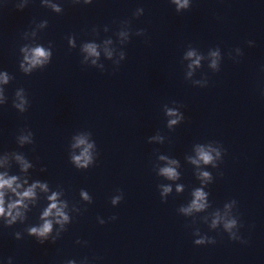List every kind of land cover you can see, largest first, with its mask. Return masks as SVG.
Returning <instances> with one entry per match:
<instances>
[{
	"label": "clouds",
	"instance_id": "clouds-1",
	"mask_svg": "<svg viewBox=\"0 0 264 264\" xmlns=\"http://www.w3.org/2000/svg\"><path fill=\"white\" fill-rule=\"evenodd\" d=\"M174 2L178 5V8H186L188 6V0H183V3L180 2V0H174ZM90 55H98V53L96 52V48L94 45H88L85 49ZM48 55V53H46L42 48H37L34 50L33 52V57L31 60V63L33 65L41 63L43 58H46ZM193 55V53H189V56ZM213 55H216V53H213ZM213 66H215V62H213ZM6 77H5V82H6ZM172 123H175V121H172ZM80 144H83L84 141L80 140L79 141ZM89 147H91L89 145ZM83 156V164L81 166H86L87 162H88V150L87 148H85L84 153L82 154ZM199 157L200 160H202L204 163H209L212 160V156L204 151L203 149L199 150ZM75 161L77 162V164H81V157H75L74 158ZM163 159V157H162ZM174 163V161L172 162ZM193 163H198V161H193ZM161 174L165 175L169 178H175L176 177V172L172 167H166L161 169ZM204 176H207L208 173H203ZM16 181V177H11L9 179H5L4 176H0V215H5V208H4V200H3V189L4 188H9L11 189L13 192H16V188H13V184ZM17 187H19V185H17ZM35 187V186H33ZM165 192L169 191L168 188L164 189ZM18 196H20V200H18L16 203L10 204L8 206L9 211L7 212V215L11 216V209L15 208L19 203H21V201L24 198H30L34 195L33 193V188H29L27 191H25L22 195L20 193H16ZM195 199L193 200V203L191 205L190 209H185V211H191L192 209H202L204 207V204L202 203L203 199H204V193L200 190H197L195 192ZM52 203L50 204V206L48 207V209L44 212L43 217H48L49 215H51L53 213V210H55V214L58 217H62L63 220H67V217L64 216V213L61 211V209L57 206L56 203V197L55 194L49 198ZM17 215H19V213H17ZM15 216H12V221L15 220ZM11 222V221H10ZM60 222V221H58ZM235 223V221L230 222L229 225H227V227H231L233 224ZM51 222L45 220V223L43 225L42 228L37 229V228H32L30 231L32 234H37L41 237L45 236L47 233H49L51 231ZM197 243H203V241H197Z\"/></svg>",
	"mask_w": 264,
	"mask_h": 264
}]
</instances>
